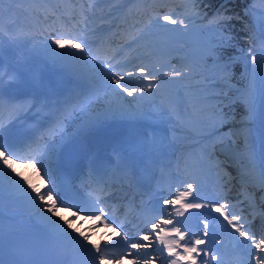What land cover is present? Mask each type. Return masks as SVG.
Here are the masks:
<instances>
[{"label":"snow or ice","instance_id":"obj_1","mask_svg":"<svg viewBox=\"0 0 264 264\" xmlns=\"http://www.w3.org/2000/svg\"><path fill=\"white\" fill-rule=\"evenodd\" d=\"M18 2L19 0H9L10 4ZM3 3L4 0H0V46H2L5 31L9 32V43L14 45L19 41L20 36L12 28L11 24L7 27L2 25ZM156 3L157 0H142V6L136 8L135 11L129 10L130 14L137 15L145 21L138 29V33L143 34L153 28L162 29L165 32L164 37L156 46L157 50L148 53V56L158 57L156 63L151 68L147 64L136 68V72L139 73L142 80L148 82L147 89H130L127 87L124 81L126 76H131L132 73L120 74L112 63V60H115V56H113L110 60L105 61L103 65L104 69L107 70L105 76L108 80L107 86L110 93L117 100H123L124 93L128 97H134V94L139 93L140 98L143 99V94L146 92L150 94L153 89L159 91L161 83L196 80L197 83L186 86L190 89L188 93L175 92V98L172 101L173 110L179 109L182 104L186 105L183 115L191 127L206 129L211 126L212 132L210 135L217 136L221 145L233 143L231 138L237 133H233L231 129L227 133H221V129L232 122L230 109L232 103H234L229 92L231 89L232 66L238 58L229 57L227 60L223 59L224 52L234 47L233 41L235 37L232 35L230 28V22L233 17L228 15L227 9L223 5L209 17L200 7L204 0H184L183 11L180 12L176 10L165 12L163 11L165 6L163 0H160L159 8L155 6ZM12 11L9 8V12L11 13ZM82 15H86L83 10ZM109 15H111V12H109ZM103 18L102 16L101 19ZM73 19H75V15H73ZM160 20L166 23L160 24ZM197 20H207L208 27L213 31L214 35L211 40L196 52L193 59L191 53L185 52L181 41L176 39L175 36L167 34L178 33L187 35L189 27ZM168 25H172L173 28L169 29ZM137 39H139V36H137ZM249 39L251 40L252 38L250 37ZM52 44L60 49H64L67 46L68 49L74 50L55 52L56 57L74 59L84 64L89 63L92 59L89 42L79 36L64 38L63 33H57V38L52 40ZM173 53L180 54L177 56L176 64H173L171 59L164 63L161 62L160 58L171 56ZM249 58L251 63H249ZM242 59L243 76L247 83L239 99L244 104L246 118L242 121L244 127L240 132L243 136V149L239 156V161L242 166L240 176L246 186L241 192L243 198L240 203H247L251 210L249 213L251 220H249V216L238 214L235 211L236 205L228 203L226 197L208 201L207 203L194 202L196 200V187L194 183L186 182V187L177 191L174 199H163L164 210H167V206H171L173 209L172 214L177 219H163L160 223H151V227L155 231L156 242L163 246L162 249L158 250L167 252L168 256L172 257L169 260V264H181V262L198 264V258H200L202 264H212V262L221 264V256L218 249L223 246V240L217 239L215 248L206 247L209 242L208 237L211 235L210 225L207 220L202 222L203 229L201 231L191 232L185 227L184 221L178 219V217L185 216V213L191 214L190 210L198 211L201 209H210L218 213L219 217L223 218V221H226L225 230L227 231L229 228L232 230L230 236L234 245L247 249L248 264H252V261L255 264H264V38H262L259 48L256 47V43L253 40L249 46L248 54H242ZM177 64L180 66L178 67ZM206 71H211L213 74L205 75ZM12 79H15V77H12ZM3 84L4 73L0 72V96L4 93ZM127 103L129 107H132L133 101L130 100ZM34 107H36V104L30 105L29 110ZM76 108H79L80 112L85 114L84 120L75 136V139L81 141L86 139L93 129L101 126L110 114H114L112 104L105 111L94 114L95 109L91 107V99L87 96L80 99L78 104L72 107L71 111H75ZM226 109L228 110L226 111ZM65 111L67 112L68 110L66 109ZM63 122V119H59L56 126L50 129L48 134L56 135L59 133L61 139H63ZM209 122H211V125H209ZM216 125H219V127H216ZM10 130L9 125L0 122V160L19 179H16L8 172H2L3 177L6 178V183L0 181V205H2L5 198L24 199L30 208L36 210L35 215L41 218L45 228L40 235L34 234L24 224H20L16 228L9 227L6 229L4 220L13 221L16 218L12 215L5 217L4 212L0 211V264H67V258L62 259L60 252L65 240L70 245H75L79 250L88 253L93 264H105V260L109 255L106 250L107 245L92 244L88 236L83 232L79 233L82 239H78L73 235L76 229L72 227L71 218L68 220L63 217L53 219V217H56L59 207L74 209L72 211L73 218L81 213H86V209L75 203L60 199L57 193L56 181L49 174L50 168L44 170L41 178L46 177L47 184H51L52 187H47L46 184L43 190L33 183L31 179L23 177L21 173L15 172V169L12 168V164L18 157L15 152L5 147L6 137L10 134ZM45 139L46 137L41 136L27 145V152L31 155L25 166L27 167L30 164L33 169L37 170L36 174L38 176L41 175L40 169H44L45 163L54 154L51 145L42 143ZM73 162L72 159L69 160V163ZM92 163L95 164V159H93ZM37 165L40 166L39 169ZM217 167H220V165H217ZM226 175H228V179L221 177L223 182L220 188L230 191L228 185L231 177L230 174ZM25 184L27 188H25ZM28 189L31 191H28ZM252 189H255V191ZM256 191L260 193L259 203H257ZM190 197L191 199H189ZM221 200H224V202H221ZM91 215L99 224L105 227H109L111 223H114L103 207V201L100 198L94 200L91 206ZM257 215L262 222L259 236L252 227V222L257 219ZM176 225L180 226L177 227ZM117 227L122 226L117 225ZM113 231L115 232L116 229L114 228ZM116 235L123 240L124 244L122 247H127L131 255H136V253L131 252L132 249H147L151 247L149 235L140 237L141 240L148 242L144 244L132 242L129 236H121L120 232H117ZM122 259H124L123 254L116 259V264H120ZM134 264H151V260L145 257L135 260Z\"/></svg>","mask_w":264,"mask_h":264},{"label":"bare ground","instance_id":"obj_2","mask_svg":"<svg viewBox=\"0 0 264 264\" xmlns=\"http://www.w3.org/2000/svg\"><path fill=\"white\" fill-rule=\"evenodd\" d=\"M45 0L40 1L39 3H44ZM98 2H101L99 8H104L106 9L105 11L107 12L110 8V6H108L109 4H111V6H113V8H117L119 7L122 3L118 2V3H114L115 0H95ZM124 1V0H123ZM256 1H260V0H256ZM17 5H21L22 2L21 0H19L18 3H15ZM114 4V5H112ZM250 9L252 10L254 17H255V21L254 24L255 26H257V29H259L261 27V23H264V9H260L259 7V3H257V5H251ZM94 12V9L92 10L91 13L88 14V17H92V13ZM73 16V15H72ZM94 16H102L101 14H96ZM21 17L20 14H18L17 19H19ZM87 27H84L83 29L86 30V32H92L95 31L94 28L90 27V21L86 22ZM3 25V24H2ZM258 32V31H257ZM82 39H86L88 42L90 41L89 39H87L85 36L81 37ZM144 43H145V38H141L138 40V45L141 47H144ZM259 46L261 44V41L258 42ZM259 46L257 48H259ZM21 50L17 53V56H13L12 54L14 53V51H12L10 48H6L7 49V53L9 58L3 56L0 54V72H4L7 71L8 72V78L7 80H18L24 88H26L27 91V95H32V96H36L34 98H32L33 101L37 102V104H42L43 102H46L45 98L43 96H41L40 92L36 89V86L34 84V77H32V75H30L28 73V71L32 68V66L34 67H40L42 68L44 71L47 70V60L48 62H50L52 59H57V57H53V58H46L47 55H43V54H37L35 55V52H28L27 48L25 46H21ZM74 51V50H72ZM47 59V60H46ZM62 61H64L65 63H67L69 65V69L71 71H77L80 67L78 64H82V62L78 61V60H74V59H63ZM148 61H151V66H148L149 68L152 67L153 64L156 63L157 59L156 58H151L148 57ZM249 62L251 63V60L249 58ZM90 63V62H89ZM87 63V64H89ZM146 64V63H145ZM144 64V65H145ZM142 64H137L135 66H128L127 73L131 72L132 75L131 76H126V79L124 81V83L126 84L127 87L131 88H146V84L145 81L141 80V76H139V73L136 72V67L141 66ZM92 66V64H89V66L87 68H90ZM86 68V69H87ZM84 69V70H86ZM118 71V70H117ZM92 72V71H91ZM12 77H15V79H12ZM106 76H104L101 81L102 84L92 93V95H94V99L91 100V107L93 109H95V113L94 114H99L103 111H105L108 106L110 104L113 105V112L114 114H110L108 116V118L105 120L107 122H109V126L100 128V126L98 128H95L94 130H96V132L94 134H91L89 136H87V138L85 139V141L87 143H92L94 141L95 138H101V137H107V140H112L114 139L113 137H118L117 134H126L128 132L134 131V128L138 127L139 131H152L153 134H164V133H175L177 135H187L186 132L183 131V127L184 124L187 123V121H183L184 118V112H173L172 110L169 111H156L155 114H151V110L150 109H154V108H160V105L165 103L164 100L165 98H163V101H158L155 103H152L151 101L155 100L157 97V94L161 91H156L155 89H153L151 91V93L149 94L148 92H146L145 94H143V99L140 98V94H134V97H128L126 93H124V99L123 100H117L116 97H114L109 89H108V81L106 83ZM148 83V82H147ZM197 83L196 81H189V82H184L183 85L187 86L190 84H195ZM247 83V81H246ZM246 83L242 86L239 87V90L241 93H243L244 88ZM232 89H236L235 87H231ZM25 89V90H26ZM178 91L177 88L175 87H171L169 89V92L171 94H175V92ZM190 91L189 88H187L185 91L184 90H180V92L182 94H186ZM133 101V105L132 107H129L127 101ZM157 101V100H155ZM144 105H146V107H143ZM183 106V108L185 109L186 105H180ZM72 109V108H71ZM71 109L69 110V112L66 115V119L62 125V131L65 132L67 131L68 133H72L75 130H78V128L80 127L81 123L84 120L85 114L81 113L79 108H76L75 111H71ZM161 109V108H160ZM168 109V108H167ZM175 115H177V117H175ZM246 118V110L245 108L243 109L242 112V116H241V120L237 121L235 123L231 122L232 127H235V133H237L236 135V140L237 141V146L240 147L242 150L243 149V136L240 134L241 129L244 127V124H242V121H244ZM117 119H119L117 121ZM82 120V121H81ZM234 118L231 120L233 121ZM222 131V130H221ZM126 132V133H125ZM67 133V134H68ZM59 135V133H57L56 135H54L55 137ZM53 138V136L51 137ZM142 148L145 149V152H148L149 150L146 149V146L144 144H142ZM139 157H144V154H139ZM155 158V154L153 153V151H151L150 153L147 154L146 156V163H150L153 162ZM141 167L144 166L143 164L140 165ZM242 167V166H240ZM13 169H15V171H17L18 173H21L22 176L24 177L25 175H27V171H29L31 168H26L22 169L20 168V165H16V166H12ZM39 169V167H37ZM0 181L5 182L6 183V178L3 177L2 172H8L10 175L12 172L11 169H9L6 165L3 164V161L0 160ZM36 169H31V180H35L34 183L41 187V189L43 187H45L46 184H44L41 180V176H43V172L41 173L40 176H38L36 174ZM14 174V173H13ZM220 177V175H219ZM19 178V177H18ZM44 179V178H43ZM25 188H27V185H24ZM28 191H31L30 189H28ZM241 192H237L238 195V199L239 201H241V199L243 198L241 196ZM51 199V198H50ZM62 209V207H59L57 209V214L58 213H62L59 214V217H62V215L64 214L63 211L59 212V210ZM0 211L1 210V206H0ZM32 211H36L34 208ZM246 216H249L248 212H245ZM58 218V217H57ZM55 217H53V219H57ZM69 218L65 217V220H68ZM75 220V219H73ZM15 223V221H9L7 219L4 220V227L7 229L11 226H13ZM18 225L20 224H26V219H22V221L18 220ZM72 223V227L76 229V232L73 233V235H75L78 239L80 238L79 233L80 232H91L93 231V229L91 228L90 224H87V220H81L78 219L76 220V222L73 223V221L71 220ZM86 223V225H85ZM186 224V223H184ZM254 228L253 230L257 232V235L259 236V230L262 226V222L261 220H257L256 224L253 225ZM145 232H142L141 234L144 235ZM103 238V242L105 243L107 237H100ZM117 237H112L111 240H114ZM139 242V241H138ZM107 244V243H105ZM144 244V243H143ZM143 251V252H142ZM255 251V250H254ZM128 252V257H126V259L121 263V264H134V261L137 259H141V258H149L147 251H145V249L141 248L138 251L134 252L136 253V255H131L129 254V250L127 249ZM132 261V262H131ZM249 259L246 258L245 255H242L241 259L238 262H234L233 264H248ZM252 264H255L254 261H252Z\"/></svg>","mask_w":264,"mask_h":264},{"label":"rangeland","instance_id":"obj_3","mask_svg":"<svg viewBox=\"0 0 264 264\" xmlns=\"http://www.w3.org/2000/svg\"><path fill=\"white\" fill-rule=\"evenodd\" d=\"M246 1H247L246 4H249V5L251 4L250 3V0L249 1L246 0ZM21 2H23V4L21 6H17L16 4H10L9 3V0H4V3L2 5V20H3L4 23L8 24V26L11 23L5 17H7L9 15V18H10L11 22L14 23V20L17 19L18 11L19 12H22L24 10L25 3L30 2V0H21ZM249 7L247 5H244L242 7L243 12H247L248 9L250 10ZM9 8H11L13 10L11 13L9 12ZM168 11H172V10H170V9L165 10V12H168ZM177 12H180V11H177ZM6 14H7V16H6ZM236 18L239 20L240 17H235V19ZM154 19H155V17H154ZM165 23L166 22L163 21V24H165ZM252 23H253V20H252L251 17H249L248 18V21L244 24V26H241V30H243L244 33L246 35H248V36H246L247 37L246 39L248 41L247 45H244V46L236 45V48L239 51H235L234 53H232V55L234 57H237L240 60V62L242 64V67H243L242 54L243 55H247L248 54V51H249V46L252 44V41H250L248 37L250 35H253L254 34V31H255ZM168 27H170V25H168ZM13 28L15 30L17 29V27H13ZM256 30H257V26H256ZM211 35H214V33L208 27V21L207 20H197V21H195L194 23L191 24V26L189 27V29L187 31V35H182L181 38L186 39V40H194V41H197L198 40L197 42L200 43V44H202L204 46L205 44H204L203 41L204 40H206V41L207 40H210L209 38L212 37ZM25 37H26L25 34L22 33L21 36H20L19 41L17 42V44L19 46H25L23 44V42H24L23 39H25ZM51 38H52V36H50V39H45V40L43 38H41V37L34 38L32 40V42L30 43V45L28 47H26V46L25 47L28 48V51L29 52H31V51L32 52L33 51L34 52H40L41 51V52L45 53V51H49V53L52 56H55V52H62V51L66 52V48L60 49V48L56 47L55 45H53ZM49 46H51V47H49ZM241 50L243 52H241ZM69 51H72V50L69 49ZM224 55H225V52H224ZM50 58H53V57H50ZM193 59H194V57H193ZM223 59H224V56H223ZM224 60H226V59H224ZM176 63H177V61H174L173 64H176ZM177 66L179 67L180 65L177 64ZM211 74H213V73L211 72ZM233 84L235 85V83L231 82V85H233ZM187 88L188 87H186L185 85H183V86L181 85V89L182 90L185 91ZM157 95H158L157 96L158 99H161L163 97V95L161 93H158ZM231 99H232V97H231ZM237 99L240 100L239 98H237ZM158 101L159 102L160 101H163V99L162 100H157L156 102H158ZM169 101H172V99H169ZM156 102H155V104H156ZM168 102H165L164 104H162L161 107H160L161 109H159V110H162V111L170 110L171 106H168L167 105ZM155 110H158V109H155ZM209 125H210V123H209ZM216 127H219V125L216 126ZM197 128L199 129V127H197ZM207 128H208L207 130H202V128H200V131L202 132L203 135H205L208 131H211L212 130V127L211 126H209ZM224 129L225 130L228 129L226 127V125L224 126ZM193 130H195V129L188 130V132L193 133ZM203 147H204V140L197 141V143H195L194 148H193L194 155H197V152L200 151ZM230 231H232V230L230 229ZM245 256H246L247 259H249L248 252H247V254Z\"/></svg>","mask_w":264,"mask_h":264},{"label":"trees","instance_id":"obj_4","mask_svg":"<svg viewBox=\"0 0 264 264\" xmlns=\"http://www.w3.org/2000/svg\"><path fill=\"white\" fill-rule=\"evenodd\" d=\"M217 1L218 0H204V3L201 5L204 6V5H207L208 3L217 2ZM229 2L231 3V5L229 7H226L227 10L239 11L238 7L240 4L243 3V0H229ZM228 15L233 17V19L230 22V28H231L232 35L235 37V39L233 41L234 47L229 48L225 51L224 59L226 60L231 55V51L235 50L236 45L244 46V45H247L248 43L246 39L247 38L246 34L244 33L243 30H241V26H243V20L241 19V17L239 16L240 18L238 20L237 18L235 19V17L237 16H235L234 14L231 13ZM231 80L235 82H241V84H243L246 80L245 77L243 76V67L239 60H236L233 63L232 72H231ZM234 107L236 109H240L241 105L239 104L237 106H231L230 112L234 109ZM227 110L228 109H226V111Z\"/></svg>","mask_w":264,"mask_h":264}]
</instances>
